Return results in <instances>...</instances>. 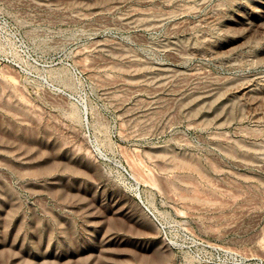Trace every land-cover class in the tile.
<instances>
[{
  "label": "rangeland",
  "instance_id": "1",
  "mask_svg": "<svg viewBox=\"0 0 264 264\" xmlns=\"http://www.w3.org/2000/svg\"><path fill=\"white\" fill-rule=\"evenodd\" d=\"M0 264H264V0H0Z\"/></svg>",
  "mask_w": 264,
  "mask_h": 264
}]
</instances>
